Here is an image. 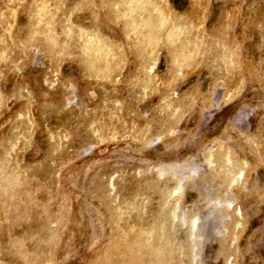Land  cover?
Segmentation results:
<instances>
[{"label": "rangeland", "instance_id": "1", "mask_svg": "<svg viewBox=\"0 0 264 264\" xmlns=\"http://www.w3.org/2000/svg\"><path fill=\"white\" fill-rule=\"evenodd\" d=\"M127 1L0 0V264H264V0Z\"/></svg>", "mask_w": 264, "mask_h": 264}, {"label": "bare ground", "instance_id": "2", "mask_svg": "<svg viewBox=\"0 0 264 264\" xmlns=\"http://www.w3.org/2000/svg\"><path fill=\"white\" fill-rule=\"evenodd\" d=\"M13 1H15V0H11V4H13ZM135 2L137 1V0H134ZM57 2V1H56ZM127 2H129V0L127 1ZM127 2H125V3H127ZM145 2H146V0H145ZM148 2H149V0H148ZM19 3V2H18ZM110 3V2H109ZM123 3V2H122ZM150 3V2H149ZM47 4V5H46ZM51 4V2H50V0H29V3L27 4V8L25 9V10H17V9H13L12 10V12H13V16H12V18H14V24H13V28H12V31H13V33H14V37H16V38H20V39H22V37H27V34H28V32H26V30H27V27L29 28V26L30 27H32L33 25H34V27H32V29H30V31L31 30H33L32 32H33V34H35L34 32H38V30H40L39 29V27L37 26V24L38 23H40V22H42L43 24H44V26L47 28V29H50V30H56V29H54V27L56 26V25H58L59 24V33H60V31L61 30H64V29H66L67 30V32H68V30H70V31H72V28L71 27H67V26H65V27H62L63 29H61L60 30V28H61V26H64V24H62L61 22H58L57 24H55L56 23V20H54V18L51 16L53 13H54V11H57V10H55V6H51L50 5ZM114 4V3H113ZM124 4V3H123ZM133 4V3H132ZM48 5H50V6H48ZM134 5H135V3H134ZM151 5H153V4H149V9H151V10H153V8L151 7ZM156 5V4H155ZM136 6V5H135ZM144 6H147V5H144ZM154 6V5H153ZM5 8H6V5L4 6ZM49 7V8H48ZM114 7V6H113ZM112 7V8H113ZM141 7H143V6H141ZM151 7V8H150ZM144 8V7H143ZM142 8V9H143ZM146 8V7H145ZM114 9H116V6H115V8ZM113 9V10H114ZM128 9V8H127ZM135 9V8H134ZM137 9V8H136ZM147 9H148V6H147ZM148 9V10H149ZM3 10H4V8L1 6V8H0V11H1V13L3 12ZM107 10V9H106ZM132 10H133V8H132ZM140 11H141V9H139ZM144 10V9H143ZM111 11V10H110ZM109 11V12H110ZM115 11H117V9L115 10ZM125 11V10H124ZM127 11V10H126ZM138 11V10H137ZM153 11H155V10H153ZM152 11V12H153ZM157 12V11H156ZM155 12V13H156ZM57 13V12H56ZM59 13V12H58ZM111 13V12H110ZM117 13V12H116ZM116 13H114V14H116ZM120 13V12H119ZM131 13V12H130ZM134 13H135V11H134ZM154 13V12H153ZM163 13V12H162ZM165 13V12H164ZM129 14V13H128ZM141 14V13H140ZM70 15V14H69ZM121 15H123V14H121ZM135 15H137V13L135 14ZM158 15V14H157ZM160 15V14H159ZM24 16H26V17H24ZM80 16V15H79ZM146 16H148L147 14H146ZM94 17H95V15H94ZM140 17V16H139ZM24 18H26V21L24 22L23 21V19ZM66 18H67V16H66ZM163 18V17H162ZM94 19V18H93ZM131 18L129 17V20H130ZM147 19H149V18H147ZM161 22H163V24H164V21H162L161 19H159ZM164 20V19H163ZM169 19H168V17H167V21H168ZM32 22V23H30V22ZM63 21H64V18H63ZM84 21V20H83ZM102 21V20H101ZM149 21V20H148ZM167 21H165V22H167ZM105 22H106V20H105ZM147 22V21H146ZM160 22V23H161ZM37 23V24H36ZM104 23V22H103ZM148 23V22H147ZM172 23V22H171ZM9 24V23H8ZM29 24V25H28ZM69 24H71V23H69ZM126 24V23H125ZM132 24H134V23H132ZM162 24V25H163ZM73 25V24H72ZM127 25H130V23L128 24L127 23ZM142 25H144V24H142ZM166 25V24H165ZM9 26V25H8ZM43 26V27H44ZM77 30H78V32H82L81 34H83V31L85 32L87 29H88V27H87V25H84L83 23L82 24H77ZM131 26V25H130ZM134 27H136L135 25H133ZM161 26V25H160ZM76 27V26H75ZM132 27V26H131ZM137 27H139V26H137ZM156 27V26H155ZM177 27V26H176ZM126 29H127V27H126ZM161 29V28H160ZM173 29H175V27H173ZM29 30V29H28ZM49 30V31H50ZM132 30V29H131ZM130 30V31H131ZM169 30V29H168ZM178 30V29H177ZM181 30V29H180ZM8 31H10V30H8ZM143 31V30H142ZM171 31V30H170ZM169 31V32H170ZM48 32V31H47ZM46 32V33H47ZM51 32V31H50ZM49 32V33H50ZM62 32H64V31H62ZM67 32H66V36L67 37H69V38H72L71 36H70V34L69 35H67ZM77 32V33H78ZM87 32V31H86ZM177 32V31H176ZM20 33V34H19ZM52 33V32H51ZM50 33V34H51ZM115 33V32H114ZM32 34V35H33ZM85 34V33H84ZM146 34H147V32H146ZM168 34V33H167ZM170 34H173V33H171L170 32ZM174 34H175V32H174ZM179 34H180V31H179ZM65 35V34H64ZM80 35V34H79ZM143 35V34H142ZM66 36H64V37H66ZM76 36V35H75ZM81 36V35H80ZM83 36V35H82ZM149 36V35H148ZM7 37H9V36H7ZM29 37V36H28ZM49 37V36H48ZM57 37V36H56ZM84 37V36H83ZM95 37V36H94ZM93 37V38H94ZM144 37H146V36H144ZM169 37V35L167 36V38ZM78 38H80V37H78ZM24 39V38H23ZM85 39H86V36H85ZM89 39V38H88ZM94 39H96V37L94 38ZM141 39H143V38H141ZM146 39V38H145ZM79 40V39H78ZM87 40V39H86ZM91 40H92V38H91ZM103 40V39H102ZM149 40V39H148ZM147 40V41H148ZM150 40H152V39H150ZM93 41V40H92ZM96 41H98V40H96ZM154 41V40H153ZM156 41V40H155ZM168 41V40H167ZM25 42H27L26 40H25ZM82 42V41H81ZM84 42H86V41H84ZM91 42V41H90ZM90 42H88L89 44L88 45H90ZM94 42V41H93ZM92 42V43H93ZM104 42V41H103ZM116 42V41H115ZM142 42V41H141ZM61 43H64V42H61ZM96 43V42H95ZM98 43H99V41H98ZM108 43V42H107ZM143 43V42H142ZM146 43V42H145ZM150 43V42H149ZM101 44V43H100ZM111 44V43H110ZM152 44H153V42H152ZM53 45V44H52ZM87 45V46H88ZM94 45V44H93ZM96 45V44H95ZM94 45V46H95ZM99 45V44H98ZM98 45H96V46H98ZM171 45V44H170ZM54 46H56V45H53V47ZM82 46V45H81ZM61 47V46H60ZM104 47V46H103ZM7 48V47H6ZM86 48V47H85ZM97 48L99 49V51L97 50ZM101 48H102V46H101ZM101 48H99V47H96V50L99 52V53H102L101 52ZM105 48V47H104ZM107 48V47H106ZM111 48V47H110ZM144 48V47H143ZM60 49H62V48H60ZM80 49H84V47L83 48H80ZM87 49V48H86ZM108 50H109V48H107ZM90 50V49H89ZM151 50H154V49H151ZM80 51H82L83 53H84V51L83 50H80ZM88 51V50H87ZM135 51V50H134ZM137 51V50H136ZM3 52H5L4 50L2 51V53ZM105 52V51H104ZM103 52V53H104ZM113 52V51H112ZM151 52V51H150ZM81 53V52H80ZM86 53V52H85ZM94 53H97V52H94ZM93 53V54H94ZM102 53V54H103ZM106 54H108V53H106ZM109 54H110V52H109ZM112 54H114V53H112ZM69 55V54H68ZM98 55V54H97ZM101 55V54H100ZM104 55V54H103ZM102 55V56H103ZM148 55V54H147ZM176 55V54H175ZM84 56V55H83ZM87 56H89L88 55V52H87ZM111 56V55H110ZM75 57V56H74ZM85 57H86V54H85ZM6 58H7V56H6ZM101 58H105V56L104 57H101ZM3 59V58H2ZM1 59V60H2ZM81 59H83V58H81ZM100 59V58H99ZM141 59V58H140ZM89 60V59H88ZM105 60H106V58H105ZM104 60V61H105ZM115 60V59H114ZM83 61V60H82ZM90 61V60H89ZM89 61H87V62H89ZM110 61V60H109ZM101 62V61H100ZM104 63V62H103ZM105 63H107L106 61H105ZM104 63V64H105ZM88 64V63H87ZM92 65H94V63L92 64ZM109 64L107 63V65L106 66H108ZM104 66V65H103ZM85 67H86V65H85ZM89 67V66H88ZM88 67H87V69H88ZM113 67V66H112ZM147 67V66H146ZM104 68H106V67H104ZM91 69H93V67H91ZM102 70H103V68H102ZM87 71V70H86ZM99 71V70H98ZM109 71V70H108ZM99 72H101V71H99ZM103 72V71H102ZM106 72V71H105ZM108 73V72H107ZM105 74V73H104ZM93 75V74H92ZM143 81V80H142ZM145 84V83H144ZM105 107V106H104ZM101 109H103V108H101ZM100 109V110H101ZM118 109V108H117ZM116 109V110H117ZM101 113V112H100ZM108 113V112H107ZM101 117V116H100ZM101 119V118H100ZM117 119V118H116ZM101 121V120H100ZM89 126V125H88ZM102 129V128H101ZM64 131V130H63ZM66 137V136H65ZM40 139V138H39ZM51 139H52V137H51ZM66 139V138H65ZM103 139V138H102ZM59 142V141H58ZM10 146H11V144H10ZM12 146H13V143H12ZM16 146V145H15ZM17 147V146H16ZM7 153H8V151H7ZM6 153V154H7ZM14 161V160H13ZM14 169H16L17 170V167L16 168H14ZM4 170V169H3ZM15 170V171H16ZM19 170V169H18ZM10 172H12V174H14L13 173V171H10ZM10 172H7V174H9ZM0 175H2V174H0ZM10 175V174H9ZM17 174H15V176H16ZM20 175V174H19ZM14 176V177H15ZM12 177H13V175H12ZM18 178V177H17ZM9 179V178H8ZM7 179V180H8ZM13 179H15V178H13ZM6 180V179H5ZM11 180V179H10ZM9 180V181H10ZM18 180V179H17ZM12 181V180H11ZM16 182V181H15ZM9 183V182H8ZM11 183V182H10ZM20 183V182H19ZM4 184H6V183H4ZM8 186V185H7ZM181 185H179V186H177L178 188H176L175 190H173V191H171L169 194H168V196L169 197H172V196H176L179 192H180V190H181V187H180ZM173 198V197H172ZM221 201V200H220ZM165 202V201H164ZM169 203V202H168ZM216 203V202H215ZM137 204V203H136ZM231 203L230 202H228V205H230ZM163 205H164V207H166V205L163 203ZM141 206V205H140ZM177 206V208H178V205H176ZM142 207H143V205H142ZM152 207V206H151ZM130 209H131V206L129 207ZM173 209H176V208H173ZM153 210V209H152ZM179 210V209H178ZM174 211H176V210H174ZM161 214H162V211H161ZM173 214V219H176V213H172ZM110 215H111V213H110ZM115 213H114V216L112 215V219L115 217ZM120 215V214H119ZM149 215V214H148ZM118 216V215H117ZM135 216H136V214H135ZM152 216V215H151ZM180 216V215H179ZM160 217V216H159ZM181 217V223L185 226V225H187V227L186 228H188L189 227V230H190V234L191 235H193V236H197L196 235V228L198 227V223H199V216H197V215H194V216H191V218H188L187 220L184 218V216H180ZM179 217V218H180ZM120 218V220H121V217H119ZM152 218V217H151ZM164 218H165V215H164ZM167 219V218H166ZM180 220V219H179ZM122 222V221H121ZM138 222V221H137ZM147 222V221H146ZM145 222V223H146ZM161 222V221H160ZM160 222H158V224L160 223ZM164 222V221H163ZM167 222V221H166ZM140 224V223H139ZM152 223H150V225H151ZM154 224V223H153ZM161 224V223H160ZM164 224H166L165 222H164ZM142 225V224H141ZM152 226H154V225H152ZM116 227V226H115ZM114 226H113V228H115ZM122 227H124V225L122 226ZM164 227V226H163ZM157 228V227H156ZM161 228V227H160ZM165 228H167V227H165ZM163 229V231L164 230H166V229ZM116 229V228H115ZM118 229V228H117ZM117 229H116V231H117ZM136 229V228H135ZM135 229L133 228V229H130L129 231H127V229L126 230H124V234H122V239H124V240H130V239H132V235H131V233H133L134 231H135ZM157 229H159V228H157ZM162 229H161V231H162ZM198 229V228H197ZM120 230V229H119ZM143 230V229H142ZM113 231V230H112ZM115 231V230H114ZM122 231V230H121ZM132 231V232H131ZM154 231H155V229H151V230H149L148 231V233H149V235H151V236H153V233H154ZM157 231V230H156ZM159 231V230H158ZM199 231V230H198ZM118 232V231H117ZM195 232V233H194ZM116 233V232H115ZM114 233V234H115ZM163 233V232H162ZM118 234H119V232H118ZM164 234V233H163ZM162 234V235H163ZM199 234V233H198ZM160 235V234H159ZM165 235H166V233H165ZM117 236V235H116ZM150 236V237H151ZM158 236V235H157ZM113 238V237H112ZM136 238H137V236H136ZM138 238H141V237H139L138 236ZM163 237H160L159 238V236H158V239H162ZM165 239H166V237H164ZM116 239V238H115ZM114 239V240H115ZM200 239V238H199ZM144 240H147V239H144ZM153 240V239H152ZM166 240H168V239H166ZM136 241H138V240H136ZM142 241V240H141ZM140 240H139V242H141ZM138 242V243H139ZM147 242V241H146ZM145 242V243H146ZM152 242V241H151ZM157 242V241H156ZM160 242V241H159ZM158 242V243H159ZM144 243V244H145ZM160 245V244H159ZM162 245H166V244H162V242H161V245L160 246H162ZM149 246V245H148ZM168 246H169V243H168ZM110 247H112V246H110ZM115 247V246H114ZM114 247H112V248H114ZM108 249H110L109 247H108ZM107 249V250H108ZM115 249V248H114ZM111 250V249H110ZM146 251V250H145ZM164 251V250H163ZM165 252V251H164ZM109 253V252H108ZM110 253H116V251L115 252H110ZM157 253V252H156ZM158 254V253H157ZM109 255V254H108ZM143 255V254H142ZM111 256V255H110ZM107 259H109V257L107 258ZM98 260V259H97ZM103 260V259H102ZM112 261V260H111ZM97 262H99V261H97ZM100 263V262H99ZM148 264H151V262H148ZM154 264V263H153Z\"/></svg>", "mask_w": 264, "mask_h": 264}]
</instances>
